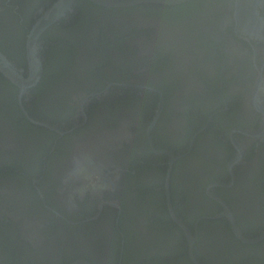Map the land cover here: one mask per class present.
Instances as JSON below:
<instances>
[{
    "label": "flooded vegetation",
    "instance_id": "obj_1",
    "mask_svg": "<svg viewBox=\"0 0 264 264\" xmlns=\"http://www.w3.org/2000/svg\"><path fill=\"white\" fill-rule=\"evenodd\" d=\"M56 1L0 0V53L42 61L0 70V264H264L232 230L264 232V42L215 0H74L29 44Z\"/></svg>",
    "mask_w": 264,
    "mask_h": 264
},
{
    "label": "water",
    "instance_id": "obj_2",
    "mask_svg": "<svg viewBox=\"0 0 264 264\" xmlns=\"http://www.w3.org/2000/svg\"><path fill=\"white\" fill-rule=\"evenodd\" d=\"M74 0H57L51 8H49L43 16L38 20L36 26L34 27L31 35L29 36V44H32L36 38V36L41 33L50 23H52L54 20H56L59 16H61L64 12L70 8L72 2ZM93 3H96L98 5L104 6V7H128V6H133V5H138V4H163V5H175V4H180L183 2H186L188 0H89ZM28 55V72L25 73L24 75L22 70L17 69L14 65H12L1 53H0V70L6 76L9 80H11L14 84H16L18 87H20L21 92H25L26 89L33 87L36 85L39 81L40 75H41V68H42V61L39 60L38 54H35L33 45L28 48L27 51ZM32 120V119H31ZM34 121V120H33ZM40 125L44 126H49L47 123L44 122H37ZM51 127V126H49ZM78 170L81 171L82 169L80 168V161L78 163ZM84 171V170H83ZM81 171V173H83ZM91 172H86L88 174H91ZM96 173V172H95ZM85 174V173H84ZM90 177V175H88ZM96 183V182H94ZM99 212L101 210V206H99ZM227 213L229 215V209L226 207ZM178 225H180L185 233L188 235L189 232L188 230L183 226V224L180 222V220L175 219ZM232 230L236 234V236L245 241V242H256L257 240L261 239L264 237V232L259 235L256 238H249V237H244L243 235L240 234L237 226L235 225V222L232 220ZM191 235V234H190ZM188 246L190 249V254L191 250L193 247V243L195 241V237H189L188 238ZM192 255V254H191ZM70 264H90L87 261L84 260H77L73 261Z\"/></svg>",
    "mask_w": 264,
    "mask_h": 264
},
{
    "label": "clouds",
    "instance_id": "obj_3",
    "mask_svg": "<svg viewBox=\"0 0 264 264\" xmlns=\"http://www.w3.org/2000/svg\"><path fill=\"white\" fill-rule=\"evenodd\" d=\"M214 6L225 10L220 15L227 18L230 34L242 42H264V0H215Z\"/></svg>",
    "mask_w": 264,
    "mask_h": 264
},
{
    "label": "bare ground",
    "instance_id": "obj_4",
    "mask_svg": "<svg viewBox=\"0 0 264 264\" xmlns=\"http://www.w3.org/2000/svg\"><path fill=\"white\" fill-rule=\"evenodd\" d=\"M20 217H19V219L21 218V214L19 215ZM32 218H34V217H32ZM28 219L30 222L28 223V222H24L25 224H24V229H23V235H24V237H29V235L31 236V233L32 234H35V232L36 233H39L38 231H37V228L36 227H34V224H36V226L38 225H42V220H41V218L40 219H38V218H36V219ZM43 219V218H42ZM35 231V232H34ZM39 236V235H38Z\"/></svg>",
    "mask_w": 264,
    "mask_h": 264
}]
</instances>
